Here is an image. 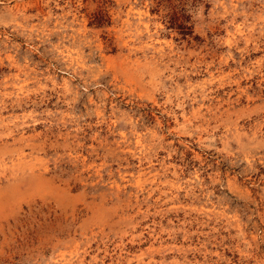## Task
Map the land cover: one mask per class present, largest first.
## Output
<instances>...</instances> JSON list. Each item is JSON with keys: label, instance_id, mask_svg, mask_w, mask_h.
<instances>
[{"label": "clouds", "instance_id": "1", "mask_svg": "<svg viewBox=\"0 0 264 264\" xmlns=\"http://www.w3.org/2000/svg\"><path fill=\"white\" fill-rule=\"evenodd\" d=\"M0 264H264V0H0Z\"/></svg>", "mask_w": 264, "mask_h": 264}]
</instances>
